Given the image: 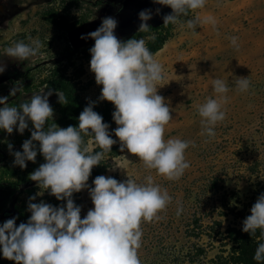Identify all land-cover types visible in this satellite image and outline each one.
Masks as SVG:
<instances>
[{
	"label": "rangeland",
	"instance_id": "374dc122",
	"mask_svg": "<svg viewBox=\"0 0 264 264\" xmlns=\"http://www.w3.org/2000/svg\"><path fill=\"white\" fill-rule=\"evenodd\" d=\"M142 10L151 13L145 22L151 27L147 32L139 30L142 21L138 14ZM171 12L156 0H0V65L5 68L0 73V97H7L3 106H18L42 90H52L48 100L54 115L48 124L76 126L78 121L69 123L71 119L63 118L65 104L80 113L93 102V110L107 106L115 110L111 102L99 99L102 86L95 83L90 71L89 50L94 39L87 34L104 18L112 17L117 21L114 34L121 42L144 38L149 48L155 41L150 36L165 37L163 45L153 52L163 66L158 94L165 97L173 118L165 126L164 137L190 142L185 150L190 166L179 179L169 180L146 168L127 149L121 151L113 134L117 143L101 161L99 168L104 167V171L100 175L118 181L130 177L137 182H145L151 175L172 197L166 209L158 213L159 219L141 223V264H232L227 228L241 227L264 193V0H207L203 9L182 17L215 18L214 27L200 24L195 32L186 26H164L163 17ZM231 37L237 38L236 45ZM35 39L42 43L36 56L19 61L5 55V49L15 42L31 43ZM246 77L249 88L241 91L237 80ZM56 78L67 80L73 91L64 104L58 102L56 93L61 91L51 82ZM216 78L225 80L229 91L222 105L225 119L214 127L215 135L209 136L203 131L198 106L216 98L212 86ZM13 89L17 91L10 95ZM111 122L110 134L117 127L114 120ZM31 129L29 121L22 134L15 127L11 134L0 130V171L13 166L16 174L24 176L14 184L18 175L6 180L8 175L1 174L0 186L8 202L0 208V225L13 217L17 226L27 222L30 202L65 203L30 179V173L45 162L39 151L35 162L26 161L25 168L14 164L13 153L22 151ZM34 143L38 149V142ZM84 145L90 151L101 150L91 136H84ZM94 178L90 175L89 186H93ZM72 199L81 207V218L93 207L87 189L73 193ZM178 208H182L179 214ZM0 264L16 262L0 255Z\"/></svg>",
	"mask_w": 264,
	"mask_h": 264
},
{
	"label": "clouds",
	"instance_id": "9594fccd",
	"mask_svg": "<svg viewBox=\"0 0 264 264\" xmlns=\"http://www.w3.org/2000/svg\"><path fill=\"white\" fill-rule=\"evenodd\" d=\"M171 8L163 17V25L187 27L196 31L200 24H211L213 16H195L189 12L203 9L207 0H156ZM139 30L151 28L148 10L139 14ZM117 21L106 17L101 25L87 34L94 39L90 48V71L95 83L101 85L99 99L114 105L112 119L117 127L109 132V125L93 110L89 103L78 116L76 126L61 128L53 120L54 111L48 97L52 90L34 94L29 102L18 106L6 105L7 97H0V130L20 134L32 124L31 136L23 141L22 151H16L14 164L26 167V161L35 162L37 151L44 163L32 173L30 179L37 186L48 190L63 206H53L40 201L30 202L31 213L27 222L18 226L16 217L0 225V255L16 264H141L138 249L141 247L142 222L159 219L158 213L166 209L172 197L167 189L153 181L151 175L145 182L128 177L118 181L111 176L98 175L87 183L92 169L101 164L106 153L120 142V149H127L142 160L146 168L169 180L179 179L190 166L185 159L189 141L179 138L165 139V126L173 119L165 97L158 94L164 79L163 66L154 58L144 38H131L121 42L114 34ZM82 39L85 38L83 35ZM31 39V38H30ZM149 39H155L152 35ZM236 45L237 38L231 37ZM42 47L39 39L31 43L15 42L5 49L7 57L24 61L36 56ZM5 70L0 65V73ZM250 82L237 80L239 90L245 91ZM216 98H208L198 106L203 131L214 136V127L225 119L222 105L226 103L228 85L223 79H213ZM13 89L10 95H15ZM58 102L65 103L63 93H56ZM84 136H91L100 151H90L84 145ZM34 142H38L37 145ZM9 149L12 145H8ZM87 189L93 207L81 218V207L72 199L73 193ZM42 194V193H40ZM35 196L29 200H34ZM182 208L177 209V214ZM242 221V231L255 234L259 229L264 235V193H262ZM254 260L264 262V243H259Z\"/></svg>",
	"mask_w": 264,
	"mask_h": 264
},
{
	"label": "trees",
	"instance_id": "16d2710c",
	"mask_svg": "<svg viewBox=\"0 0 264 264\" xmlns=\"http://www.w3.org/2000/svg\"><path fill=\"white\" fill-rule=\"evenodd\" d=\"M165 40V37H155V41L153 44L150 43L149 50L153 53L157 49H159ZM152 42V41H151ZM54 82L55 89L61 91L65 97V102L68 101V98L73 95L72 88L70 87V83L67 82V80H60L57 79ZM97 113H99L103 117V122L110 125L113 121L112 119V113L113 110L110 109V107H106L99 110H94ZM80 112L78 109H75L74 107L64 105L62 109V116L64 119H68L71 121H68L69 123H75V121H78V116ZM100 165L93 167L91 175L98 176L104 171V167L99 168ZM5 168V169H4ZM1 169L0 171V177L2 175H8L6 180H10L9 177L16 174L15 169H13V166H6ZM18 179L14 182V184H17L18 181H23L24 176H20L17 172ZM2 180V178H0ZM13 184V183H12ZM3 187L0 186V208H4L8 202V197L6 194V191H4ZM227 235L230 238V241L232 242V251L231 255L229 257V261L232 264H264V262H257L254 260V254L255 250L258 247L259 243H264V235H261L260 230L258 229L255 234H249L247 232L242 231L241 227H228L227 228Z\"/></svg>",
	"mask_w": 264,
	"mask_h": 264
}]
</instances>
